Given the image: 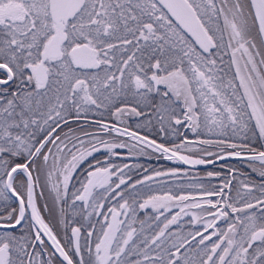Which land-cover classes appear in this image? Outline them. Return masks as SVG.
<instances>
[{
	"label": "snow or ice",
	"instance_id": "1",
	"mask_svg": "<svg viewBox=\"0 0 264 264\" xmlns=\"http://www.w3.org/2000/svg\"><path fill=\"white\" fill-rule=\"evenodd\" d=\"M0 264H264V0H0Z\"/></svg>",
	"mask_w": 264,
	"mask_h": 264
},
{
	"label": "trees",
	"instance_id": "2",
	"mask_svg": "<svg viewBox=\"0 0 264 264\" xmlns=\"http://www.w3.org/2000/svg\"><path fill=\"white\" fill-rule=\"evenodd\" d=\"M132 162H136V161H132ZM140 163H144L145 165H148L149 163L153 166V167H160V166H165V167H168V166H171L168 162L166 161H156V160H152V161H147L146 159L144 158H141Z\"/></svg>",
	"mask_w": 264,
	"mask_h": 264
}]
</instances>
